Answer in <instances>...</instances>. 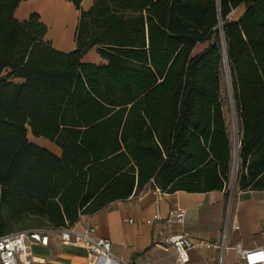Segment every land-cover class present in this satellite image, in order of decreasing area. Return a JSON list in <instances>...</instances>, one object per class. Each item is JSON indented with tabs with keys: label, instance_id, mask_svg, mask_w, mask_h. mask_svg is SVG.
Masks as SVG:
<instances>
[{
	"label": "trees",
	"instance_id": "obj_1",
	"mask_svg": "<svg viewBox=\"0 0 264 264\" xmlns=\"http://www.w3.org/2000/svg\"><path fill=\"white\" fill-rule=\"evenodd\" d=\"M24 1L0 0V237L26 219L70 227L147 187L227 189L222 66L239 127L236 187L264 191V0H93L86 11L71 0L68 53L45 40L38 15L14 20ZM92 49L103 64L82 62Z\"/></svg>",
	"mask_w": 264,
	"mask_h": 264
},
{
	"label": "crops",
	"instance_id": "obj_2",
	"mask_svg": "<svg viewBox=\"0 0 264 264\" xmlns=\"http://www.w3.org/2000/svg\"><path fill=\"white\" fill-rule=\"evenodd\" d=\"M92 3L93 0H82L80 8L86 11ZM243 11V6L238 7L228 19L237 20ZM32 14L38 15L40 22L47 28H53L55 23L62 24L64 21H69L68 29L74 30L77 25L78 11L71 0H26L17 6L13 18L23 22ZM206 47L207 44L196 46L193 54ZM73 48L70 44L62 53ZM56 49L59 51L60 48ZM82 62L95 65L104 63L102 59L94 62L83 58ZM14 82L22 83L21 80ZM28 133L27 139L32 143ZM51 144L48 149H44L52 150L51 153L59 156L60 150ZM25 221L36 226L23 225L15 232L35 229L49 231L47 246L38 243L30 246L33 264L85 263L86 252L83 248L62 244L58 232L40 220ZM70 227L79 233L91 227L94 229L92 238L109 240L111 253L117 260L108 264H217L219 251L204 247L189 250L185 261L178 260L173 247L167 244V239L184 234L195 242L218 244L225 229L227 249L222 252V264H241L235 253L236 248L251 250L264 245V191L239 190L233 185V188L228 186L221 191L158 195L147 187L136 197L112 202L93 215L79 216Z\"/></svg>",
	"mask_w": 264,
	"mask_h": 264
},
{
	"label": "built area",
	"instance_id": "obj_3",
	"mask_svg": "<svg viewBox=\"0 0 264 264\" xmlns=\"http://www.w3.org/2000/svg\"><path fill=\"white\" fill-rule=\"evenodd\" d=\"M229 188H233L231 182ZM153 193L161 194L157 188L153 189ZM54 231L58 232L62 244L79 246L85 250L86 261L83 264H108L117 260L111 253L110 241L104 238H92L94 229L91 227H86L82 233L73 231L71 227ZM48 233L49 231L45 229H35L0 237V264H33L34 258L30 254V246L32 243L47 246ZM225 239L226 231L224 229L218 244L195 242L188 239L184 234L169 237L167 244L173 247L177 259L183 261L187 259V252L196 247H204L207 250L216 249L219 251L217 264H222V252L227 249ZM235 253L241 264H264V245L251 250L236 248Z\"/></svg>",
	"mask_w": 264,
	"mask_h": 264
},
{
	"label": "rangeland",
	"instance_id": "obj_4",
	"mask_svg": "<svg viewBox=\"0 0 264 264\" xmlns=\"http://www.w3.org/2000/svg\"><path fill=\"white\" fill-rule=\"evenodd\" d=\"M67 22V23H66ZM69 23V21H64L62 24L59 23H55L53 28H47V32H46V41L50 40L52 46L54 44V48H60L62 51L60 52H64L66 50H64L65 48L69 47L70 44H72V46L75 47L74 44V33H75V29L72 30L68 29L67 24ZM76 26V25H75ZM58 34V35H57ZM63 35V38H62ZM61 39L59 42L58 40ZM55 48V49H56ZM58 50V49H56ZM74 48L70 51L67 52H71L73 51ZM65 52V53H67ZM83 59L85 61H96V59H100L99 56L96 54L95 50L92 49L90 51H88L84 56ZM227 71L226 69L222 66L221 70H220V90H219V97H220V103H221V107H222V112H223V117L225 119V123H226V127H227V132H228V136L230 139V143H231V149H232V154L234 152V144L237 141L238 138V132H239V127H238V122L237 119L235 117V105L233 104V100L231 102V97L229 95V90L228 87L230 86V82H227ZM230 81V79L228 80ZM231 87V86H230ZM232 90V89H231ZM232 94V91H231ZM28 138L30 139V141L41 148H47L48 145L50 144L48 141H46L43 138H36L33 137L30 133H28ZM53 145V144H51ZM54 147H56L55 145H53ZM51 147V146H50ZM48 149V148H47ZM50 150V149H49ZM52 152V150H50ZM237 172V170H236ZM236 172L233 175V180H231L232 185H235V178H236ZM23 225H26L28 227H34L36 226L33 223L30 222H23L20 225H16L14 227V231H17L20 227H22Z\"/></svg>",
	"mask_w": 264,
	"mask_h": 264
},
{
	"label": "water",
	"instance_id": "obj_5",
	"mask_svg": "<svg viewBox=\"0 0 264 264\" xmlns=\"http://www.w3.org/2000/svg\"><path fill=\"white\" fill-rule=\"evenodd\" d=\"M225 69L227 71V76H228V79H229V73H228L227 67H225ZM235 147H236V149H234V152H233V164H234V162H236V166H237V153H238L239 141H237ZM233 164H232V179L231 180H233V175L236 172V169L234 170Z\"/></svg>",
	"mask_w": 264,
	"mask_h": 264
},
{
	"label": "bare ground",
	"instance_id": "obj_6",
	"mask_svg": "<svg viewBox=\"0 0 264 264\" xmlns=\"http://www.w3.org/2000/svg\"><path fill=\"white\" fill-rule=\"evenodd\" d=\"M51 11H52V10H51ZM51 20H52V18H51ZM57 35H58V34H57ZM62 38H63V35H62ZM60 40H61V39H59L58 41L61 42ZM226 77H227V76H226ZM228 80H229V79H228V77H227V82H230V81H228ZM228 90H229V95H230V97H231V102H232V94H231V91H232V90H231V87H230V86L228 87ZM233 167H234V170H235V169H236V162H234Z\"/></svg>",
	"mask_w": 264,
	"mask_h": 264
}]
</instances>
